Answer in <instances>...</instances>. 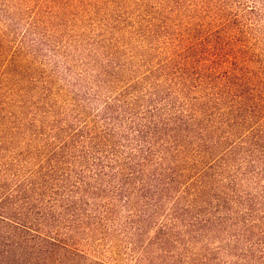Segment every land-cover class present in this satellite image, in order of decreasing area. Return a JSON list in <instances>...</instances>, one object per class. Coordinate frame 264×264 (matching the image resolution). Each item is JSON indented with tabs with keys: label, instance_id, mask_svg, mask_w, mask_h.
<instances>
[{
	"label": "trees",
	"instance_id": "trees-1",
	"mask_svg": "<svg viewBox=\"0 0 264 264\" xmlns=\"http://www.w3.org/2000/svg\"><path fill=\"white\" fill-rule=\"evenodd\" d=\"M234 36L191 65L168 62L174 90L157 91L147 109L127 110L133 119L108 105L98 134L89 128L61 138L35 168L28 159L6 163L16 178L0 180V264H117L92 248L115 231L143 264L147 255L134 252L146 253L147 225L156 224L147 243L168 247L164 229L203 231L220 210L243 214L230 217L244 230L238 258L248 264L258 247L264 254V62L245 57L255 44L239 46ZM251 172L255 192L244 186Z\"/></svg>",
	"mask_w": 264,
	"mask_h": 264
},
{
	"label": "rangeland",
	"instance_id": "rangeland-1",
	"mask_svg": "<svg viewBox=\"0 0 264 264\" xmlns=\"http://www.w3.org/2000/svg\"><path fill=\"white\" fill-rule=\"evenodd\" d=\"M263 11L262 0H0V135L8 139L0 143V180L14 184L15 171L4 170L12 158L35 168L61 138L89 128L98 134L108 105H122L119 117L133 119L127 110L147 109L157 91L174 90L168 62L187 66V58L206 56L238 30L239 46L255 44L245 57L264 62ZM246 177L244 186L255 192L254 173ZM241 214L220 210L203 231L181 223L164 229L168 247L147 243L156 224L147 225L140 242L146 253L134 254L147 255L143 264H244V230L230 218ZM115 233L96 240L94 254L134 264L131 244ZM248 264H264L260 247Z\"/></svg>",
	"mask_w": 264,
	"mask_h": 264
}]
</instances>
